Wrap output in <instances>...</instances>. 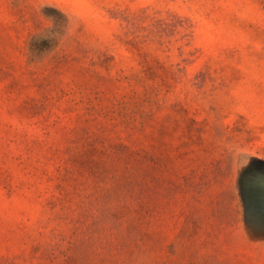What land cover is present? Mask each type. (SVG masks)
Listing matches in <instances>:
<instances>
[{"label": "rangeland", "instance_id": "obj_1", "mask_svg": "<svg viewBox=\"0 0 264 264\" xmlns=\"http://www.w3.org/2000/svg\"><path fill=\"white\" fill-rule=\"evenodd\" d=\"M0 264H264V0H0Z\"/></svg>", "mask_w": 264, "mask_h": 264}]
</instances>
